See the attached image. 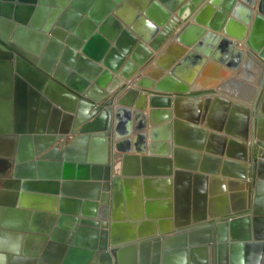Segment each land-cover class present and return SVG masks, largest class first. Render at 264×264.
I'll return each mask as SVG.
<instances>
[{
  "label": "water",
  "instance_id": "95a60500",
  "mask_svg": "<svg viewBox=\"0 0 264 264\" xmlns=\"http://www.w3.org/2000/svg\"><path fill=\"white\" fill-rule=\"evenodd\" d=\"M218 40L217 52L241 57L244 50L255 62L246 60L241 69L229 71L237 89H225L223 78L197 73ZM163 46L173 53L166 64L160 58ZM188 57L198 64L194 71L184 69ZM246 64L254 66L253 77ZM243 81L257 87L249 112L263 116L264 0H0V204L25 208L27 214L43 210L52 221L57 217L58 228L62 221L72 222L65 224L68 231L56 255L49 258L46 246L41 250L40 257L49 264L69 263V252L75 249L68 246L74 236L70 230L81 229L79 224L97 229L90 248L80 251L82 264H89L91 255V264H123L122 240L113 229L137 225L138 220L140 228L148 226L149 235L140 231L127 240L136 244L139 237L153 239L159 264L161 247L167 248L170 239L171 221L166 216L171 214L172 195L167 187V198H159L153 184L171 178L152 174H193L154 172L145 165L146 158H141V171H120L116 166L121 152L130 153L122 145L131 135L144 139L148 131L153 137L156 100L162 101L168 118L172 96L197 100L200 111L194 128L206 133L201 123L216 130L209 121L213 99L218 101L223 93L242 98L238 88ZM132 115L138 118L133 129L124 121ZM245 125L243 133L229 125L224 130L237 137L228 140L224 155L225 161L237 160L231 161L238 167L233 186L246 189L240 200H224L206 210L201 186L208 176L196 173L193 215L175 222V236L186 238L189 230L190 242H196L201 235L206 245L198 250L200 264H264V130L247 131ZM130 157L137 160L135 155L126 159ZM139 176L144 192L137 191L133 199L125 188L124 205L120 183ZM162 203L169 214L160 218L155 207ZM90 209H99V219L85 218ZM64 213L82 218L70 219ZM56 225L52 232L58 230ZM26 227L32 228L23 222L21 230ZM132 249L135 252V246Z\"/></svg>",
  "mask_w": 264,
  "mask_h": 264
},
{
  "label": "crops",
  "instance_id": "0c3cea01",
  "mask_svg": "<svg viewBox=\"0 0 264 264\" xmlns=\"http://www.w3.org/2000/svg\"><path fill=\"white\" fill-rule=\"evenodd\" d=\"M219 41L220 40L211 46L213 51L209 52L202 64V68L197 71L199 75L206 72L208 75L217 76L221 74L222 70H227L228 72L230 70L232 71L235 66H237L238 69H241L242 65L247 63L246 60H250L252 64L255 63L249 53L241 48L237 49L243 50L242 52H244V54L241 57L234 53L229 54L223 51L217 52V44H219ZM164 47L165 46L162 47V52L160 51L162 64H166L165 62H168L173 56V53L168 47L165 49ZM189 50L191 49H188V51L182 56H187ZM178 60L179 62L182 61V59ZM184 65V69L187 68L186 71L189 72L190 70L194 71L196 69L195 66L198 64L195 58L188 57L187 61L184 62ZM246 65L249 69V76L253 77V74L255 73L254 66ZM163 75L164 74L160 75L156 80L163 78ZM236 75L237 73L235 70L233 76L236 77ZM256 90L257 87L255 85L248 81H243V85L238 88V91L240 92L239 95H241L242 98L240 96L232 98L225 93L217 96L218 101L214 98L210 107L214 109V111L212 118L209 121L216 124L217 129L208 128L200 123L199 128L207 130L206 133L194 128L195 125L193 119L195 115H197L196 113L200 111V108H198V111L194 104L197 100L172 96L169 106L170 115H168V118L166 117V114L162 112L164 108L160 105L162 101L160 100L161 102H159L156 100L158 103L155 104L153 109V127L148 126V129L151 127L154 129L153 137L150 136L148 131L144 139L138 137V135H131L128 138L129 142L122 145L124 148L128 147L130 153H127L126 151L121 152L122 157L119 159L120 163L118 167L116 166L120 171L133 169L141 171V158H146L144 159L145 165L150 166V169L154 172L164 171L168 173L169 171H177L192 172L193 174L191 177V173H186L187 177L181 175H178L177 177L175 174H152V177L156 178H171V182H166V179H164L153 184L154 191L158 194L157 196H160V194L162 195L159 198H167V194L163 193L164 190L166 192L167 187L170 188L168 193L170 196L172 195L169 199V201L172 202L170 216H166V214H169V208L163 203L155 207L156 214L160 218L166 216V218L171 221V228L167 232L170 239L167 248L165 245H162L161 247L159 264H200L201 255L198 250H202L201 247L206 245L204 242H201V240H203L200 238L201 235L198 234L196 236V239L200 241L190 242L189 230L185 232L186 238L175 236L174 233V231H176V219H182L183 217H187V215L190 218V216L193 215V210H195L193 206L195 201L194 187L197 185V182L195 181L194 174L203 172V174L208 176L205 184L201 186L206 194L205 208L208 211L211 209L212 205H217L218 202L223 203L224 200L228 201V203L233 201L237 204L240 200V192L246 191V189L242 190L241 188H237L238 186L236 187V185L233 186V180H236L235 170H237L238 167L232 162H237V160L234 158L231 159V161L233 160L232 162L225 161L226 158L224 154L228 146V140L237 138L234 131H231L230 134H225L224 130L229 128V125L230 128L232 127L231 130H235L239 133L240 131L242 132V124H246L244 128L246 127L247 131L252 128L255 131L257 127L262 131L264 130V114L263 116L261 115L262 117L259 115L253 117L249 112V105L253 99L256 98ZM157 97H160V95ZM162 97L165 98L166 96ZM203 101H205L204 98ZM148 109H146L145 112H147ZM202 109L200 115H202ZM175 113H177V115ZM124 121L128 122L127 126L133 129L137 125L138 118L136 119V115H132L129 121L128 119ZM167 124H170L168 129H166ZM222 138L225 139L223 140ZM124 139L127 140L126 138ZM150 144L151 148H149ZM167 149L170 151L168 154L166 152ZM134 151L136 153H134ZM233 151V154H237L236 148H234ZM220 152H222V154ZM134 155L137 156V160H134L132 157L126 159L127 156ZM1 167L0 171H2ZM224 171L227 172L226 176L221 174V172ZM8 174L9 173L6 175ZM133 178L137 179L135 181H126L125 184L124 182L120 183L118 191L119 196L121 199L123 198V201L124 191L126 190L125 188H128L129 196L133 199H136L138 194L137 191H140L141 194L144 192L142 177L139 176ZM111 190H109V201H112L113 197ZM177 203H179V206ZM186 204L188 206H186ZM23 209L25 208H13V206L9 208L8 205L0 204V255L6 256L5 264H49L44 258L40 257L41 250H44V247L46 246V249L48 250L47 256L49 258L56 255L57 246L62 241L61 237L68 231L65 224L68 225L72 222H68L67 220L62 221L61 226L58 228L56 225L57 217L55 218V221H52L45 215L46 212H43V210H39L36 213L32 211L30 214H27L24 212L27 210ZM110 210L111 209L108 208V216L111 214L109 213ZM92 211L93 210L90 209V214L87 216L85 215V218L90 220L99 219V209L96 210V212L91 213ZM64 214L70 219L74 217L76 219L82 218L80 214H78V216L73 215V213ZM23 222L26 223V226L31 225L32 228L29 229V227H26V229L21 230ZM140 222L141 221L138 220L137 225H121L113 229L115 236H118L119 239L122 240V242L119 243H122L121 248L124 247L122 251L123 264H133L134 258L136 264H156V261L158 260L154 255L155 242L153 239L145 241L141 240V237H139L138 239H135L136 241L134 240L136 244H132L130 240H127V236L136 235L137 237L140 231H142V234L149 235L147 229L148 226H145L144 224V226L140 228V226H142L139 224ZM55 225L58 230L52 232ZM79 226L81 229L75 228L70 230V233L74 236L68 246H73L75 249L69 252L68 264H82L84 255L80 251L88 250L93 244V231L97 229L91 225L79 224ZM49 231L52 232L54 237L51 238L49 236ZM158 233H160V231H158ZM17 236L21 239V248L18 254H13L7 250L4 241L9 238H16ZM42 237H45V239L42 240ZM133 246H135V252L132 249ZM164 250H167L166 254ZM194 250H197V252ZM93 258L94 255H91L89 258V264L92 263L91 260ZM101 264H104V262H101Z\"/></svg>",
  "mask_w": 264,
  "mask_h": 264
},
{
  "label": "clouds",
  "instance_id": "9594fccd",
  "mask_svg": "<svg viewBox=\"0 0 264 264\" xmlns=\"http://www.w3.org/2000/svg\"><path fill=\"white\" fill-rule=\"evenodd\" d=\"M7 250L13 254H18L21 248V239L19 236L16 238H9L4 241ZM6 256L0 255V264H5Z\"/></svg>",
  "mask_w": 264,
  "mask_h": 264
},
{
  "label": "bare ground",
  "instance_id": "6f19581e",
  "mask_svg": "<svg viewBox=\"0 0 264 264\" xmlns=\"http://www.w3.org/2000/svg\"><path fill=\"white\" fill-rule=\"evenodd\" d=\"M228 75H229V72L227 71V70H222L221 71V74L220 75H217V79H221V78H223L224 79V82H223V85H226V87H225V89H229V90H232V89H234V87H235V89H237V84L235 83V82H232L230 79H229V77H228ZM206 78H203L202 79V81H204ZM226 79V80H225ZM219 81H221V80H219ZM231 82V83H230ZM230 87H232V88H230ZM237 138V137H236Z\"/></svg>",
  "mask_w": 264,
  "mask_h": 264
},
{
  "label": "flooded vegetation",
  "instance_id": "af4514ba",
  "mask_svg": "<svg viewBox=\"0 0 264 264\" xmlns=\"http://www.w3.org/2000/svg\"><path fill=\"white\" fill-rule=\"evenodd\" d=\"M69 139H70V138H68L67 142L70 141ZM5 176H6V178H9V177L11 176V174H10V173H9L8 175L5 174ZM1 182H2V181H1Z\"/></svg>",
  "mask_w": 264,
  "mask_h": 264
}]
</instances>
